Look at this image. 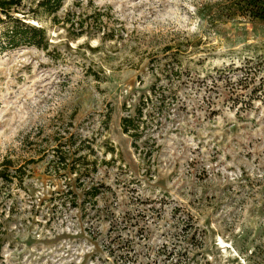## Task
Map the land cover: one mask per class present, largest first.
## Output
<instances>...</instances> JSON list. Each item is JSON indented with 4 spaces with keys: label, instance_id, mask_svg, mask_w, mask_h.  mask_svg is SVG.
<instances>
[{
    "label": "rangeland",
    "instance_id": "obj_1",
    "mask_svg": "<svg viewBox=\"0 0 264 264\" xmlns=\"http://www.w3.org/2000/svg\"><path fill=\"white\" fill-rule=\"evenodd\" d=\"M215 1L64 0L30 21L46 50L0 55V162L23 179L0 181V264H264V23L206 16ZM175 59L159 147L135 150L122 106ZM64 131L111 163L94 205L52 172Z\"/></svg>",
    "mask_w": 264,
    "mask_h": 264
},
{
    "label": "trees",
    "instance_id": "obj_2",
    "mask_svg": "<svg viewBox=\"0 0 264 264\" xmlns=\"http://www.w3.org/2000/svg\"><path fill=\"white\" fill-rule=\"evenodd\" d=\"M63 2L64 0H0V55L20 47L46 50L49 42L46 39L45 28L31 24L30 21L38 23L41 22V17H51L55 22V16L62 8ZM207 10L205 15L209 17L217 16L224 20L243 18L251 22L264 23V0H217ZM68 16L67 13L63 24L68 26L67 31L74 29V26L75 30H81L83 23L81 21L74 23ZM169 50L170 47L166 49ZM173 62L177 66L176 70L172 68L166 70V66L158 68L157 72L153 73L155 82L145 93L138 96L136 103H124L122 106L125 114L120 120V128L122 133L131 139L135 150L142 147L147 154H151L159 141L157 134L162 131L164 119L154 121V116L162 118L164 115L167 89L165 85H158L157 82L163 76L164 79L172 77L180 84H185L182 79L184 71L180 69L182 61L175 59ZM153 121L154 128L151 125ZM53 138L55 145L52 155L55 159L51 161L50 167L55 174L65 173L63 177L68 187L65 197L70 206L79 209L85 200L94 205L96 198L104 194L105 190H101L104 186L102 183L93 181V176L98 168L109 166L110 161L99 158L93 138L68 131L61 132ZM158 147L159 144L156 148ZM112 151L109 149V152ZM20 172L21 167H17L12 160L5 158L0 162V181L6 184L17 181L21 184L23 179L22 175H19ZM72 185L79 191L80 197L71 189Z\"/></svg>",
    "mask_w": 264,
    "mask_h": 264
}]
</instances>
